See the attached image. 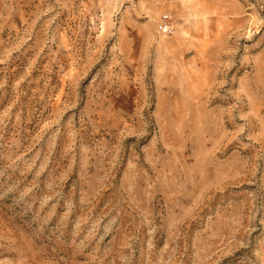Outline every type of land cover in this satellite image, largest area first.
Returning <instances> with one entry per match:
<instances>
[{
	"label": "rangeland",
	"instance_id": "374dc122",
	"mask_svg": "<svg viewBox=\"0 0 264 264\" xmlns=\"http://www.w3.org/2000/svg\"><path fill=\"white\" fill-rule=\"evenodd\" d=\"M0 264H264V0H0Z\"/></svg>",
	"mask_w": 264,
	"mask_h": 264
},
{
	"label": "built area",
	"instance_id": "2783aa9c",
	"mask_svg": "<svg viewBox=\"0 0 264 264\" xmlns=\"http://www.w3.org/2000/svg\"><path fill=\"white\" fill-rule=\"evenodd\" d=\"M156 32L162 36H170L172 34V26L166 15L162 16L157 23Z\"/></svg>",
	"mask_w": 264,
	"mask_h": 264
}]
</instances>
